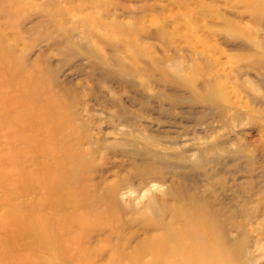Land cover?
Masks as SVG:
<instances>
[{
  "label": "rangeland",
  "instance_id": "rangeland-1",
  "mask_svg": "<svg viewBox=\"0 0 264 264\" xmlns=\"http://www.w3.org/2000/svg\"><path fill=\"white\" fill-rule=\"evenodd\" d=\"M0 264H264V0H0Z\"/></svg>",
  "mask_w": 264,
  "mask_h": 264
},
{
  "label": "bare ground",
  "instance_id": "bare-ground-1",
  "mask_svg": "<svg viewBox=\"0 0 264 264\" xmlns=\"http://www.w3.org/2000/svg\"><path fill=\"white\" fill-rule=\"evenodd\" d=\"M157 240H150V241H143L142 243H139V246L137 247L138 255L146 254L149 250L148 247L151 245H154ZM160 256V255H159Z\"/></svg>",
  "mask_w": 264,
  "mask_h": 264
}]
</instances>
